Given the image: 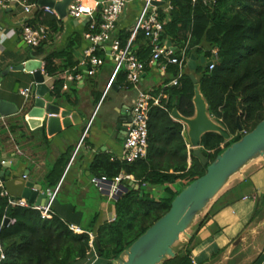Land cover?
Returning <instances> with one entry per match:
<instances>
[{
    "label": "trees",
    "instance_id": "trees-1",
    "mask_svg": "<svg viewBox=\"0 0 264 264\" xmlns=\"http://www.w3.org/2000/svg\"><path fill=\"white\" fill-rule=\"evenodd\" d=\"M43 12L42 8H37L29 25L44 24L50 32L59 31L57 23L61 20ZM166 15L168 21L162 36L175 47L173 56H180L186 46L187 56L199 53L208 60L211 50H218L212 69L199 63L193 71L209 115L232 134L228 141L216 132L202 136V148L210 162L239 139L243 131H250L264 118V0H171L170 11H161V17ZM124 37V34L118 36L122 45H125ZM41 53V45L34 48L33 54ZM150 54L148 42L135 52L142 61H147ZM58 56L63 57V62L54 61ZM72 65L70 47L44 58L45 71L56 76L53 86L56 95H60L64 83L65 73L62 72ZM166 71L175 76L178 68L168 64ZM189 73L184 71L177 85L165 86L160 105L150 108L148 149L144 159L130 164L107 158L96 162L95 177L114 179L119 174L131 175L138 184V187L129 185L114 200L115 218L98 225L96 230L92 221L85 227L80 226L83 232H77L71 230V223L56 215L52 207L51 218H43L39 210L13 206L7 197L0 196V248L4 254L0 264H90L95 255L113 263L169 209L182 188L204 174L206 166L193 155L192 149L188 153L183 124L170 115L175 107L183 116L194 115V83ZM118 76L126 82L124 71ZM168 82V79L164 81ZM237 121L242 131L237 130ZM234 137L237 138L232 140ZM67 158V155L60 157L49 170L46 179L50 183L58 180ZM151 188L160 189V195H153L156 190ZM6 218L7 223L3 224ZM201 222L200 219L193 231ZM90 233L93 234V250L89 245ZM191 238L175 249V256L165 259L163 264H193Z\"/></svg>",
    "mask_w": 264,
    "mask_h": 264
},
{
    "label": "crops",
    "instance_id": "crops-1",
    "mask_svg": "<svg viewBox=\"0 0 264 264\" xmlns=\"http://www.w3.org/2000/svg\"><path fill=\"white\" fill-rule=\"evenodd\" d=\"M33 3L15 0L0 6V99L10 101L21 109L16 114H0V171H9L12 178L39 184L43 191H55L49 205L56 215L80 229L94 221L93 229L96 230L98 225L115 217V198L92 182L96 178L95 164L103 158L122 162V147L136 89L118 76L124 70L114 72L110 42L105 43L103 51H98L104 59L102 65L93 74L86 73L87 60L83 61V51L90 43L83 37L86 24H83L82 18L67 17L64 20L57 16L61 20L57 23L59 31L50 32L48 40L41 44V54H33L34 48L22 38L23 27L35 18L37 8H41L35 2L30 11H25V4ZM142 6L140 1L131 0L128 3L113 36L118 38L124 34L125 44L132 38L130 48L134 53L148 42L140 30L134 32ZM69 47L73 65L65 67L62 72L65 73L64 83L60 95H56L53 91L56 76L45 71L44 58ZM30 54L42 60V73L49 87L44 98L57 103L60 110L69 109L71 113H78L75 122L53 134H48L45 125L31 128L26 122V112L35 95L31 74L12 70L6 75L1 74L7 68L29 59ZM200 56H196L197 62ZM62 58L58 56L54 61L61 63ZM187 70L190 71L189 68L184 71ZM69 73L73 76L71 80L67 78ZM173 77L162 69V63H157L146 68L142 75V88L154 95L162 94V89L169 85ZM167 79L169 82L165 84ZM67 81L69 86L66 85ZM25 87H30L27 97L19 92ZM25 100L29 103L27 110L23 107ZM47 116L44 114L40 119ZM187 149L190 154L189 143ZM65 155L67 162L58 180L52 184L46 175L56 161ZM130 180L134 187H138L133 176L126 181L127 186ZM246 181L248 186L242 185ZM151 189L160 192L158 188ZM262 194L264 158L248 173L243 171L238 180L223 190L206 209L200 218V226L191 233L192 263L242 264L239 255L247 248L254 247L261 254L251 264H264V218L251 220L257 199ZM252 223L254 225L249 226ZM101 258L96 256L90 264H96Z\"/></svg>",
    "mask_w": 264,
    "mask_h": 264
},
{
    "label": "water",
    "instance_id": "water-1",
    "mask_svg": "<svg viewBox=\"0 0 264 264\" xmlns=\"http://www.w3.org/2000/svg\"><path fill=\"white\" fill-rule=\"evenodd\" d=\"M72 0H36L39 7L53 8L60 19H67V7ZM99 3L102 0H98ZM161 5L163 2H153ZM99 4L93 16L96 15ZM90 17H83V24H87ZM168 44H171L168 41ZM199 63L204 67L209 65L204 56L199 57ZM197 66L195 54H190L187 67L191 71L189 76L194 83V115L183 116L177 108H173L170 115L173 119L184 125L182 134L190 144L194 156L206 166L205 172L196 178L172 199L169 209L150 225L128 248L124 249L113 264H163L164 260L175 256L174 245L180 240L181 235L186 239L191 238L189 230L194 226L197 218L206 210L219 192L225 187L230 178L243 170L250 162L264 158V118L253 129L245 132L239 139L233 141L212 161L209 162L207 153L202 148V136L208 132L219 133L226 141L232 134L222 124L217 122L208 113V105L200 92L197 77L193 73ZM23 71L31 74L35 86V95L31 100L29 110L26 112V122L31 128L46 126L48 134L67 128L75 122L78 113H71L69 109L60 110V106L48 101L44 96L49 92L42 73V60L35 59L33 54L24 62L7 68L1 72L6 75L9 71ZM2 78H0L1 82ZM69 86V81L66 82ZM29 103L25 100L23 107ZM19 107L5 99H0V114L11 115L20 111ZM24 110V109H23ZM44 114L48 116L40 119ZM130 121V118H129ZM237 130L242 131V126L237 121ZM5 180V187L12 198H24L30 204L46 206L49 203L48 192L43 191L41 185L24 179L10 177L9 171H1ZM124 179L118 184L114 198L126 191L128 186ZM108 183L112 180L108 179ZM133 185L132 180L130 184ZM107 193V192H106ZM7 223V218L3 224Z\"/></svg>",
    "mask_w": 264,
    "mask_h": 264
},
{
    "label": "built area",
    "instance_id": "built-area-1",
    "mask_svg": "<svg viewBox=\"0 0 264 264\" xmlns=\"http://www.w3.org/2000/svg\"><path fill=\"white\" fill-rule=\"evenodd\" d=\"M15 0H0V6ZM19 1V0H18ZM57 1V0H56ZM131 0H72L67 7V17L73 19H81L90 17L83 32V37L90 43L83 51V61L87 60L86 73L93 74L98 66L102 65L104 59L99 56L98 51L104 50V45L110 42V56L115 62L116 73L124 70L126 73V83L136 89V96L130 107V121L126 127V135L122 147L121 160L127 164L137 160L144 159L148 149V120L149 110L153 105H160V95H154L148 90L142 88V75L147 67L162 63V69H166L168 64L176 65L177 74L169 82V85H177L184 70L187 68L189 56L186 55V46L180 51V56H173L175 48L168 44V40L162 36L165 23L168 16L161 17V11L168 13L171 9V0H134L142 2V9L135 24L134 32L140 30L147 39L151 48V54L147 61L140 60L130 48L131 39L122 45L118 38L113 37L116 31L117 23L124 14L128 3ZM153 2H163L161 5H155ZM24 3V1H23ZM99 8L95 16L93 13ZM33 4H25V11H30ZM44 12L49 14L57 13L53 8L41 7ZM49 28L44 24L37 26L26 24L22 30V38L24 42L31 48H35L48 40ZM218 58L217 48L211 50V56L205 61L209 62L207 66L212 69ZM84 64V62H82ZM76 68V67H75ZM78 76L79 75H75ZM68 79H73L71 73L67 75ZM30 87L20 89V94L24 97L29 95ZM245 133V131H243ZM4 162V161H2ZM1 172V171H0ZM131 175L119 174L108 183L105 176L93 178L92 182L101 190L114 198L118 184L122 179H130ZM49 193V203L55 195V191ZM0 196L7 197L8 203L13 206H30L40 211L43 218H51L52 212L50 205L40 206L30 204L24 198H12L6 190L5 180L0 174ZM113 217L111 220H113ZM73 231L83 232L78 226L69 225ZM93 237L90 235L89 245L92 248ZM4 258V254L0 248V259Z\"/></svg>",
    "mask_w": 264,
    "mask_h": 264
},
{
    "label": "rangeland",
    "instance_id": "rangeland-1",
    "mask_svg": "<svg viewBox=\"0 0 264 264\" xmlns=\"http://www.w3.org/2000/svg\"><path fill=\"white\" fill-rule=\"evenodd\" d=\"M201 54H197V56H199ZM197 64H199V60L197 62ZM240 135V134H238ZM238 137V136H237ZM237 137H234L232 140H235ZM263 158H258V159H255L253 160L252 162H250L247 166H245L243 168V170L241 172H238L236 174H234L230 180L228 181V183L225 185V187L219 192V194L225 190L229 185H231L232 183H234L236 180H238V178L240 177V175L243 173V171H246V173L249 172L250 168L254 167L255 165H258L260 161H262ZM242 185H247L248 186V182L246 181L245 183L243 182ZM160 193V192H157V191H154L153 192V195L157 196V194ZM218 194V195H219ZM160 195V194H158ZM217 195V196H218ZM216 196V197H217ZM215 197V198H216ZM214 201V200H213ZM209 207V206H208ZM207 207V208H208ZM206 208V209H207ZM206 211V210H205ZM205 211L197 218V220L195 221V224L200 220V218L202 217V215L205 213ZM254 217H253V220H259V219H262L264 218V194H262L258 199H257V205H256V208H255V212H254ZM111 221V220H110ZM259 223V222H258ZM194 224V226H195ZM254 223H252L251 225L249 226H253ZM194 226L189 230V232L191 233L194 229ZM90 235H93L92 233H90ZM187 240L186 238L181 235L180 237V240L178 242H176V244L174 245V249H179L180 246L185 243ZM251 247V246H249ZM261 250V249H260ZM262 251V250H261ZM261 254V253H260ZM260 254L258 253V250L254 247H251V248H247L246 252H244L243 254H240L239 256L241 257V263L242 264H251L255 259H257ZM96 257V255L94 256V258ZM102 260L97 262L96 264H113L111 262H109L105 257H102L101 258Z\"/></svg>",
    "mask_w": 264,
    "mask_h": 264
}]
</instances>
